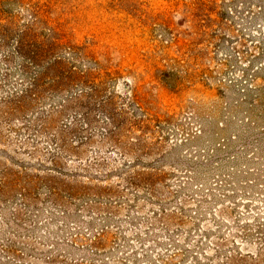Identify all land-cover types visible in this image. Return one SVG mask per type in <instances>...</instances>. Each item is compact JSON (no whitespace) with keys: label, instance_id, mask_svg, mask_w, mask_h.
Masks as SVG:
<instances>
[{"label":"rangeland","instance_id":"rangeland-1","mask_svg":"<svg viewBox=\"0 0 264 264\" xmlns=\"http://www.w3.org/2000/svg\"><path fill=\"white\" fill-rule=\"evenodd\" d=\"M0 264H264V0H0Z\"/></svg>","mask_w":264,"mask_h":264}]
</instances>
